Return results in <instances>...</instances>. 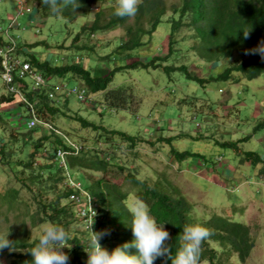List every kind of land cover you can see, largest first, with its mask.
<instances>
[{
	"label": "trees",
	"instance_id": "16d2710c",
	"mask_svg": "<svg viewBox=\"0 0 264 264\" xmlns=\"http://www.w3.org/2000/svg\"><path fill=\"white\" fill-rule=\"evenodd\" d=\"M78 2L81 6L77 10H72L69 7L58 13L51 12L48 6L41 3V0H32L30 2L41 22L48 18H61L67 24L69 22L78 24L82 18L88 16V9L91 7L98 8V12L94 14L92 22L83 27L79 25L82 34L78 36L76 41L86 37L85 46L74 45L71 49H67L64 41L59 46V52H63V50L66 54L68 51L72 53L80 52L83 54V60H86L87 63L88 58L91 59L94 56L93 41L99 35L124 29L123 36L115 41V47L106 57L102 58L101 63H98V65L92 64L89 67L81 61H76L77 57H81L80 55L67 57V62H65L66 60L64 61L63 56L65 55H62L60 59H57L56 56H45L46 53L50 52L48 51L50 44L46 41L28 45L24 44L22 39L13 38L11 31L24 29L23 25L15 19L10 24L8 38L3 36L4 34L0 36V49L3 48L7 51L15 47L16 49L12 54L13 59L15 61L19 60L23 64L29 63L30 70L41 74L45 78V83L35 86L32 79L22 77L16 70L13 83H8L5 80L11 94L0 95V110L2 103L13 101L16 95H20L21 98L25 96L27 100L36 104L39 116L43 120L52 123L54 129L61 131L53 121L54 116L59 113L66 114L78 121L80 120L84 129L102 132L103 134L98 136L99 139L96 138L99 145L103 144L109 147L103 143V140L102 142L100 141V136L105 137L110 145H112V139L119 136L128 142L130 146L127 147L122 144L118 148L135 149L141 143L149 142L153 145H156V143L154 140H145L142 137L128 135L125 132L109 130L102 125H97L96 122L85 117L80 112L72 111L69 103L72 94H76L81 102L89 100L98 102L97 96L101 94L102 102L108 107L131 109L132 112H136L141 102L136 98L135 87L125 82L116 85V74L120 71L135 70L139 67L148 69L152 66L154 68L162 66L165 68V73L169 76L173 71H178L183 73L187 79L197 81L203 86L213 80L229 81L233 79V81H239L240 79L235 76L236 74H241L249 80L264 77V60H261L258 54L244 55L246 49L256 47L261 39H264V0H179V3L172 7L174 16L167 20L164 19L167 11L164 0H140L136 14L132 17L123 18L114 14L116 0H78ZM26 6L21 2L20 15L22 12V16L26 15ZM107 10L111 11L109 17L106 14ZM30 22L34 21L30 20ZM163 25H165V29L161 30V32L165 33V30L168 29L166 35H169L167 52H165L164 56L156 57L150 63H143L141 60L133 61L135 60L134 52L147 46L143 42L144 39L152 38L160 31ZM244 28L252 29L250 38L247 40L243 38L242 29ZM38 33L41 34L42 32L38 31ZM191 39L193 41H190ZM35 47H42L44 52L39 54L34 51L33 53L29 52V49L32 50ZM184 49L188 52L186 54L188 58L189 54L193 53L200 61L210 66L214 65L211 70L218 67L224 60H229V65L225 66L223 72L202 77L198 75L197 68L190 70L189 65L185 63L187 57L183 54ZM59 52L53 55H58L60 54ZM22 56H25V58ZM234 58L235 60L232 61ZM3 60L4 57L0 56L2 76L5 70ZM110 61H112V65L109 64ZM106 63L110 66L105 65ZM164 63L167 64L164 65ZM199 66L197 67L200 68ZM69 74L81 80L82 87H76L81 88V90L86 89L83 98L80 97L81 90L76 93L73 91L76 87L69 88L68 84L64 82H52L53 77L65 78ZM26 76L29 77V73ZM12 87H15V90ZM50 94H53V96L51 97ZM62 96H64V99L61 98ZM61 99L64 102L63 107L57 105V102H60ZM24 102L27 103L25 100ZM1 114L0 111V123L3 127ZM28 118H31L29 108L25 122L27 131L12 134L13 142L20 143L18 145L21 148L20 152L13 150V148L7 150L4 141L0 140V173L11 177L14 169H17L18 173H15V179L18 180L17 183L21 186V189L15 186L0 187V237L8 236L7 238L13 242V246L16 248L15 251L10 253L9 264H30L32 256L27 251L34 246L36 237L33 239L29 238L30 230H27L26 225L35 228L47 223L63 227L70 234L69 247L72 246V248L66 247L63 249L70 257L68 264H85L87 253L84 252L83 245L80 242L86 240L91 235L92 230L91 228L85 229V237L75 236L73 238L71 236L68 228L72 226L76 219L78 221L80 219L83 225H86V223L85 218L77 217L76 204L71 199L75 191L70 186L66 174L61 169L57 171L53 169L56 166L58 152L61 149L74 151L68 143L67 137L82 147L80 154L69 157L74 169L81 168V171H89L93 174L95 172L97 174H108L111 169H116L117 172L121 173L125 170V167L118 164L120 161L115 153H110L109 151L104 153L100 151L101 148L99 150L94 149L96 150L95 155L92 154L93 156H90L91 153H87L88 147L83 146V141L85 140L81 139L82 142L78 141L73 133L69 131L62 130L64 135H60L56 131L48 130L42 126L29 129ZM260 129H264V121L259 123L255 132ZM41 131L44 133L39 134ZM251 138L252 136H249L239 141L225 142L221 146L230 147L236 154H242L243 159L240 158L241 162L245 163V161H248L253 166L258 167V165L264 163V159L259 153L252 151L245 154L243 152L240 153L241 151L237 147L238 144H242ZM159 141L172 144L173 138L163 137ZM28 145H34L35 151L29 154V158L26 160L25 154L29 151L27 150ZM170 154L179 162H183L192 156H197L195 153H181L173 148ZM39 159L46 160L44 167L49 171L48 176L44 175L43 166L36 165ZM114 160L115 162L113 163ZM87 161H90V166L86 164ZM121 161L123 160L121 159ZM39 167L42 168L37 170ZM27 174L30 175L27 176ZM20 176H26V178L22 179ZM137 177L138 175L134 172L126 176L127 181L133 182L140 188L137 192V198L147 203L157 223L164 224V227L169 231L171 239L168 244L172 254L175 255L179 248L178 237L183 230V226L197 223L191 217L193 204L186 198L179 197L174 192H168L159 183L152 186L141 178L138 180ZM97 180L91 178V184L84 186L94 198L100 213L94 223L93 230L96 232L103 230L110 232V235L104 236L100 243L111 252L117 246H122L125 242H131L134 239L129 225L131 216L122 203L128 195L122 193L120 189L105 179ZM44 182L48 184L40 189V194L35 193L32 185L43 184ZM25 190H28L31 195L29 204L22 200V194ZM47 195H51L53 198L48 199ZM43 196L46 197L45 200H43ZM22 205H25V208L22 207L25 209L23 212L25 221H23L21 231L17 233V236L13 235V231L9 232V234L4 233L3 222H7L9 216L1 208L8 206L9 211H12L17 210ZM199 223L207 227L211 232L210 237L202 244L199 264L204 262L226 264L223 257L220 258L218 256L221 252L236 254L240 262L244 263L255 247L250 228L233 221V218L215 214L210 219H205V221ZM3 251H8V249ZM127 251L132 254L136 253L135 248L127 249ZM155 264H165L164 258H158ZM167 264H171V260H168Z\"/></svg>",
	"mask_w": 264,
	"mask_h": 264
},
{
	"label": "rangeland",
	"instance_id": "374dc122",
	"mask_svg": "<svg viewBox=\"0 0 264 264\" xmlns=\"http://www.w3.org/2000/svg\"><path fill=\"white\" fill-rule=\"evenodd\" d=\"M31 1L0 0V36L4 34L3 36L8 38L10 24L17 19L24 29L11 31L12 37L22 39L24 44L28 45L48 42L50 44L48 53L51 54L46 53L47 57L56 56L57 59H60L62 55H65L63 56L64 61L67 62V57L80 55L81 57H77L76 61H81L89 67L92 64L98 65L102 62V58L106 57L115 47V41L120 39L125 32L124 29H119L99 35L93 41L94 56L91 59L88 58L86 63L80 52L68 51L66 54L64 50L63 52L58 50L64 41L67 49H71L74 45L85 46L86 37L76 41L82 34L79 25L83 27L92 22L98 8L88 9V16L82 18L78 24L70 22L67 24L61 18H48L41 22L30 4ZM21 2L27 5L24 16L20 15ZM164 2L167 9L164 19L167 20L174 16L172 7L177 5L179 0H164ZM110 13V10L106 11L108 17ZM29 18L34 22H30ZM164 29L165 25L152 38L144 39L143 42L147 46L134 52L135 60L133 61L141 60L143 63H150L154 58L164 56L167 52L169 37L166 35L168 29L165 30V33L161 32ZM38 31L42 33L39 34ZM33 51L37 54L44 52L42 47L29 49V52L33 53ZM58 52L60 54L53 55ZM187 53L184 49L185 57H187ZM22 57L25 58V56ZM234 60L235 58L232 61ZM185 63L189 65L190 70L197 68L198 75L206 77L223 72L225 66L229 65V60L222 61L218 67L211 70L214 65H207L200 61L195 54L190 53ZM109 64L112 65V61ZM166 64L164 63V65ZM105 65L110 66L107 63ZM235 76L240 80H213L203 86L197 81L187 79L183 73L178 71H173L169 76L162 66L120 71L116 74V85L125 82L135 87L134 93L141 102L136 112H132L131 109L108 107L102 102L101 94L96 95L98 102L93 100L81 102L76 94H72L69 99L72 111L80 112L96 122L97 125H102L109 130L125 132L145 140H154L156 145L146 142L141 143L135 149L118 148L122 144L127 147L130 144L116 136L110 145L105 137L100 136V141L103 140V143L111 147L109 149V147L97 143L98 136L102 135V132L84 129L80 120L59 113L54 116L53 121L61 131L73 133L78 141L84 139L83 146L88 147L87 153H91L90 156L95 155L96 150L94 149L99 150V148L104 153H108V151L115 153L120 161L118 164L124 166L125 170L120 173L116 169H111L108 174H97L96 172L93 174L89 171H81V168L74 169L70 161L69 168L66 170L57 158L56 166L53 169L56 171L61 169L64 174L69 171L77 181H81L85 186L91 184V178L94 180L105 179L120 189L122 193L136 198L140 188L133 182L127 181L126 178L131 172L152 186L159 183L168 192H174L193 204L191 217L197 223L218 214L233 218V221L239 223L244 222L250 227L255 245L250 256L244 263H241L237 255L221 252L218 256L223 257L226 264H264V164L255 167L251 162H241L242 154H236L230 147L221 146L225 142H235L252 136L250 140L237 145L240 153L257 152L264 159V129L255 132L259 123L264 121V77L249 80L241 74ZM57 81L67 83L69 88L82 87L83 85L81 80L73 77L72 74L65 78H52V82ZM3 94L10 95L11 92L0 70V95ZM61 98L64 99V96ZM62 99L57 102L58 106H64ZM0 111L3 123V127L0 123V140L4 141L7 150L13 148L20 152L21 148L18 146L20 143L13 142L12 134L27 131L25 125L28 115L27 103L20 95H16L13 101L2 103ZM43 133L41 131L39 134ZM163 137L173 138L172 144L159 141ZM172 148L181 153H195L197 156L179 162L170 154ZM27 150L29 151L25 154L26 160L29 158L28 155L35 151L34 145H28ZM109 156L112 157L110 154ZM45 161L39 159L36 165L43 166V173L48 176L49 171L44 167ZM86 164L90 166V161H87ZM40 168L42 167L37 170ZM16 172L17 169H14L11 177L0 173V187L15 186L21 189L17 183L18 180L15 179ZM20 177L26 178V176ZM46 184L48 183L32 185V188L35 193L40 194V189ZM47 196L48 199L53 198L51 195ZM45 199L46 197L43 196V200ZM22 200L26 204L31 202L28 190L23 191ZM22 207L25 208V205L12 211H9L8 206L1 208L9 216L8 221L3 222L4 233L9 234L13 231V235L17 236V233L21 231L23 221H25L23 215L25 209ZM43 225L45 224L35 228L26 225L27 230H30L29 238L37 237ZM68 229L73 238L75 236L85 237L86 227L80 219L79 221L76 219ZM10 253L8 251L0 252V264L10 263Z\"/></svg>",
	"mask_w": 264,
	"mask_h": 264
},
{
	"label": "clouds",
	"instance_id": "9594fccd",
	"mask_svg": "<svg viewBox=\"0 0 264 264\" xmlns=\"http://www.w3.org/2000/svg\"><path fill=\"white\" fill-rule=\"evenodd\" d=\"M22 3L24 4V2ZM41 3L48 6L53 13H58L69 7L72 10H77L81 6L78 0H41ZM139 3L140 0H116L114 14L121 18L132 17L136 14ZM242 31L243 38L245 40L249 39L252 29L244 28ZM257 54L261 60H264V39H261L256 47L244 51V55ZM66 177L68 178L67 173ZM73 179L77 181L74 177ZM137 179L139 180L140 177L138 176ZM77 182L81 183L84 190L91 196L84 184L81 181ZM92 199L94 202L93 197ZM72 201L74 200L72 199ZM122 203L131 216L129 225L134 239L131 242H125L122 246H117L110 252L100 243V240L104 236L110 235V232L107 230L100 232L93 230L94 223L100 215L96 203L94 202V205L99 215L94 221L90 222L89 227L86 217L81 214V206L75 202L77 217L85 218L86 229L91 228L92 230L91 235L80 242L83 245L84 252L87 253L85 264H155V261L161 257L164 258L165 264L168 260H171V264H199L202 244L211 235L207 227L201 223L184 225L178 237L179 248L173 255L168 244L171 239L170 233L164 227V224L157 223L147 203L132 195L127 196ZM241 224L248 226L244 222ZM7 237H0V252H3L4 249H8L9 252L16 250L13 242ZM70 240V234L63 227L51 223L43 225L36 237L34 246L27 251L32 256L30 264H68L70 257L63 249L66 247L72 248V246L69 247ZM130 248H135L136 253L128 252L127 249ZM203 264H209V262Z\"/></svg>",
	"mask_w": 264,
	"mask_h": 264
},
{
	"label": "built area",
	"instance_id": "2783aa9c",
	"mask_svg": "<svg viewBox=\"0 0 264 264\" xmlns=\"http://www.w3.org/2000/svg\"><path fill=\"white\" fill-rule=\"evenodd\" d=\"M21 15H23V13H21ZM15 49H16L15 47H12L11 49H9L7 51H5L3 48L0 49V56L4 57V60H3V65L5 68L4 73H3L4 79L8 83H13L14 79H15V72L17 70L22 77L32 79L35 86H39L41 84H44L45 78L41 74H38V73L31 71L29 63L23 64V62H21L19 60L15 61L13 59L12 54L15 51ZM28 73H29V77L26 76ZM12 89L15 90V87H12ZM80 90H81V88L76 87L73 91L76 93V92H80ZM85 91H86V89L81 90V92H80L81 98L84 97ZM50 96L52 97L53 94H50ZM23 99L27 102V105H28V108H29L30 114H31V118H28V122H27L29 129H33V128L42 126L48 130L56 131L60 135H64L62 131L54 129V127L52 126V123H50L49 121L43 120L39 116V114L37 113V110H36V104L34 102H30L29 100H27V97H25V96H23ZM66 139H67L68 143L72 146L74 151L61 149L58 152L57 158L59 161H61V165L63 166V168L68 170V168H69V157L71 155L80 154L82 147L78 146L76 143H74L69 138L66 137ZM67 174H68L70 186L75 189V193L72 195V199L81 206V208H82L81 214H82V216L86 217V221L90 227V222L94 221L97 218V216L99 215L98 211L95 209L93 199L90 196V194L84 190L83 185L73 179V177L69 171L67 172ZM80 192L82 194H79ZM95 213H96V215H95Z\"/></svg>",
	"mask_w": 264,
	"mask_h": 264
}]
</instances>
